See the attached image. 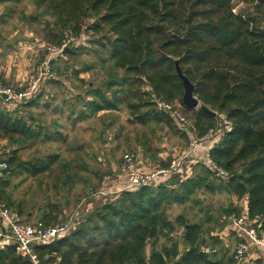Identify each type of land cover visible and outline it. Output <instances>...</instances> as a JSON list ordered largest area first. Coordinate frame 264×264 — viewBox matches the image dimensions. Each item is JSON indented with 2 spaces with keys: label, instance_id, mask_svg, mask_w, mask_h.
Wrapping results in <instances>:
<instances>
[{
  "label": "trees",
  "instance_id": "1",
  "mask_svg": "<svg viewBox=\"0 0 264 264\" xmlns=\"http://www.w3.org/2000/svg\"><path fill=\"white\" fill-rule=\"evenodd\" d=\"M23 1L0 0V5ZM27 1L33 2L37 11L30 17L33 22L48 17L40 23L54 28L55 33L48 36L57 47L67 30L82 45L89 41L90 33H107L98 47L109 53L112 80L106 91L90 89V99L84 100L86 111L76 121L117 112L125 104L140 125H163L187 140L188 133L171 114L156 112L155 98H162L181 106L198 136L211 130L220 132L211 158L230 173L228 180H220L202 164H196L189 177L176 186L168 182L124 191L85 217L81 214L68 235L51 244L34 243L31 254L38 264H235L234 254L227 256V251L218 249L222 242L212 235L216 227L205 229L203 221L191 222L184 215L171 220L168 211L173 206L201 205L196 196L205 191L245 199L250 218L264 217V0H244L253 8L260 5V9L246 14L234 11L235 0ZM80 43L64 54H76ZM177 60L195 85V95L201 101L199 109L183 104L184 86L177 75ZM26 105L36 106L37 98L18 104L14 110L1 107L0 140L18 137L15 142L24 144L42 138L53 141L54 134L58 141L66 140L60 132H49L34 117L27 120L17 116V110ZM58 161L57 155H51L28 163L17 153L7 159L9 169L0 173V198L20 221L29 224L22 220V205H16L7 195V174L18 171L37 177L49 172ZM50 208L58 211L55 206ZM52 210L43 216L46 224L57 220ZM245 211L225 209L222 226L228 225L232 214L240 217ZM207 216V222L212 221L211 215ZM179 230L183 250L176 237ZM17 248L15 244L0 248V264H34L31 256L20 254ZM221 253L223 257H219ZM253 259L246 264H264V253Z\"/></svg>",
  "mask_w": 264,
  "mask_h": 264
},
{
  "label": "rangeland",
  "instance_id": "2",
  "mask_svg": "<svg viewBox=\"0 0 264 264\" xmlns=\"http://www.w3.org/2000/svg\"><path fill=\"white\" fill-rule=\"evenodd\" d=\"M234 4L237 14L253 13L260 9L259 4L253 8L244 0H235ZM35 15L37 11L31 1L0 5V83L24 91L39 78L42 64L50 61L53 75L43 79L39 91L35 92L33 99L37 98V105L21 107L16 114L27 120L34 117L49 132H60L66 140L58 141L57 134H54L56 140L53 141L42 138L25 144L15 142L18 137L2 139L0 162H7L13 153L28 163L51 155L59 157L58 163L49 172L37 177L18 171L6 176L10 181L7 195L16 205H22V220L29 224L45 221L43 216L51 213L50 207L55 206L58 210H52V216L57 219L52 221V225H55L68 221L79 211L85 217L89 211H95L104 203L119 198L122 194L120 191L126 188L125 174L121 168L125 155H134L140 167L162 169L188 151L193 135L188 134L186 140L181 133L163 125H140L125 104H121L117 112H104L88 120L76 121L80 113L86 111L84 100L90 99L87 95L90 89L106 91L107 84L112 80L109 53L98 47V41L107 33L88 34L89 41L83 45L80 43L79 49H75L76 54H57L58 44L55 45L52 39L49 41L48 36L55 33L54 28L40 23L48 17L33 22L30 17ZM253 16L261 19L259 14ZM49 21L52 22V18ZM61 41L62 38L58 39L59 44ZM119 75L123 73L119 72ZM18 77L20 81L16 82ZM115 91H120V88H115ZM108 95L111 97L113 92ZM112 98L117 99L115 96ZM195 166L191 167L192 171ZM162 181L167 182L168 178L163 177ZM103 192L109 194L101 196ZM196 198L201 201L200 206L194 203L173 206L168 211L170 219L184 215L191 222L203 221L205 229L214 225L220 230L226 220L225 209H244L243 201L237 202L227 194L211 195L200 191ZM207 214L211 215L212 221L207 222ZM216 219L219 223H216ZM228 227L226 225L224 229ZM225 232L231 235H224L227 239L224 249L227 256H232L237 243L230 228ZM181 236L182 230H179L176 237L183 250L185 246ZM256 250L253 251L254 256L261 257L263 253L259 254L261 251Z\"/></svg>",
  "mask_w": 264,
  "mask_h": 264
},
{
  "label": "built area",
  "instance_id": "3",
  "mask_svg": "<svg viewBox=\"0 0 264 264\" xmlns=\"http://www.w3.org/2000/svg\"><path fill=\"white\" fill-rule=\"evenodd\" d=\"M79 43L78 37H75L71 30H67L64 32L61 45L56 48L55 52L57 54L64 53L65 50ZM42 66L43 69L39 71V78L35 82H31L24 91H17L0 83L2 108L14 110L18 104H26L33 100L35 92L40 88L41 81L53 75L50 61L44 62ZM155 105L156 112L171 114L178 121L183 131L194 136H192V143L182 157L174 158L167 167L162 169L145 170L138 165L134 155H125L122 159L121 168L123 174H125L126 188L120 192L134 191L144 187H158L176 178L187 179L192 171L191 167L196 164H202L217 179L228 180L230 173L219 167L211 158V150L218 144L220 132L211 130L203 136H198L194 123L183 114L179 104H172L162 98H155ZM187 162L189 164L186 167L184 164ZM8 169V163L0 162V173ZM163 177L168 178V181L163 182ZM108 194L103 192L100 195L107 196ZM80 215L81 212L79 211L71 219L61 224L52 225L43 221L27 224L20 221L0 198V225L5 232L4 238L9 242L8 244L17 245L20 254L31 256L34 264H38V261L31 254V246L34 243L51 244L55 240L68 235L77 226ZM229 220L233 224L235 234L240 239L234 252L235 264H246L255 249L264 253V217L250 218L248 212L245 211L240 217L235 214L232 215ZM4 246L5 243L0 244V248H4Z\"/></svg>",
  "mask_w": 264,
  "mask_h": 264
},
{
  "label": "water",
  "instance_id": "4",
  "mask_svg": "<svg viewBox=\"0 0 264 264\" xmlns=\"http://www.w3.org/2000/svg\"><path fill=\"white\" fill-rule=\"evenodd\" d=\"M176 71L184 86L182 99L184 106L188 109H199L201 107V101L195 95V85L184 75L178 60L176 61ZM203 109L206 110L205 107ZM210 113L216 115V113ZM180 181V178L173 179L169 182V186H176Z\"/></svg>",
  "mask_w": 264,
  "mask_h": 264
},
{
  "label": "crops",
  "instance_id": "5",
  "mask_svg": "<svg viewBox=\"0 0 264 264\" xmlns=\"http://www.w3.org/2000/svg\"><path fill=\"white\" fill-rule=\"evenodd\" d=\"M6 77V76H5ZM7 78V77H6ZM8 78H10V77H8ZM20 81V79H19V77L17 78V81L16 82H19ZM0 105H2L1 104V101H0ZM232 199L233 200H236L237 202L238 201H243L244 203H243V208H244V211L245 210H247V200H239V199H237L235 196H232ZM198 206H200V205H198ZM175 207H177V206H175ZM232 215H234V214H232ZM228 228H230V230L232 231V236H234L235 237V240H236V243L238 242V240H237V235L235 234V231H234V227H233V224H232V222L229 220L228 221ZM212 227H216V226H212ZM228 228H225L224 229V227H223V229H220V230H218L217 229V227H216V231H213V233H212V235H214V236H217L220 240H221V245L220 246H218L219 248L218 249H222V251L223 252H225L226 250L224 249V247H225V245H226V241H227V239L225 238V236L226 237H228L229 235H231V234H228V232H225V231H227L228 230ZM208 229H212L211 227L210 228H208ZM223 230V231H222ZM215 232L217 233L216 235H215ZM4 235H5V232H4V229L2 228V226L0 225V244L1 243H5V246H6V244L8 245V241L4 238ZM225 235V236H224ZM223 236H224V238H223ZM230 237V236H229ZM225 240V241H224ZM237 247V246H236ZM236 249V248H235ZM234 252H235V250H234ZM234 252H233V254H234ZM219 257H223V253H221L220 255H219ZM254 257V256H253ZM253 257H251V258H249L248 259V262H249V260H254L253 259Z\"/></svg>",
  "mask_w": 264,
  "mask_h": 264
}]
</instances>
